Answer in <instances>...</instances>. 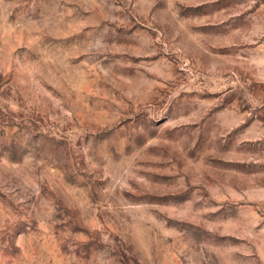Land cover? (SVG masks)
Segmentation results:
<instances>
[{
    "label": "rangeland",
    "instance_id": "rangeland-1",
    "mask_svg": "<svg viewBox=\"0 0 264 264\" xmlns=\"http://www.w3.org/2000/svg\"><path fill=\"white\" fill-rule=\"evenodd\" d=\"M0 264H264V0H0Z\"/></svg>",
    "mask_w": 264,
    "mask_h": 264
}]
</instances>
